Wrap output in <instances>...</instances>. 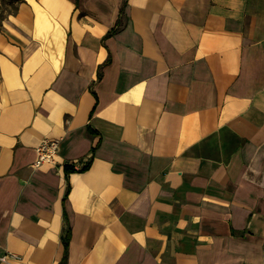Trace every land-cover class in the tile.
<instances>
[{"label":"crops","instance_id":"1","mask_svg":"<svg viewBox=\"0 0 264 264\" xmlns=\"http://www.w3.org/2000/svg\"><path fill=\"white\" fill-rule=\"evenodd\" d=\"M69 226L67 264H264V0H21L2 21L0 253L23 259L0 264H59Z\"/></svg>","mask_w":264,"mask_h":264},{"label":"built area","instance_id":"2","mask_svg":"<svg viewBox=\"0 0 264 264\" xmlns=\"http://www.w3.org/2000/svg\"><path fill=\"white\" fill-rule=\"evenodd\" d=\"M60 142L54 138L44 137L42 138L36 147V160L34 162L35 167H39L44 163H53L57 158V154L59 151ZM70 164L73 166L81 165L80 161H73ZM84 164L83 166H85ZM0 258L8 263H12L13 261L22 260L23 257L15 252V251H5L0 253Z\"/></svg>","mask_w":264,"mask_h":264},{"label":"trees","instance_id":"3","mask_svg":"<svg viewBox=\"0 0 264 264\" xmlns=\"http://www.w3.org/2000/svg\"><path fill=\"white\" fill-rule=\"evenodd\" d=\"M0 27H1V23H0ZM114 31L115 30L109 32L108 35L113 33ZM87 166L88 165H85V166L81 167V169H77L72 164L67 163L65 165V170H67V173H69V172L85 169V168H87ZM70 236H71V227L69 226V229H68L66 235L64 236V240H63L65 242V251H64V255H63L64 257H63V259L61 260V262L59 264H67V262H68V257H69L68 256V249H69V244H70V241H69L70 240Z\"/></svg>","mask_w":264,"mask_h":264},{"label":"rangeland","instance_id":"4","mask_svg":"<svg viewBox=\"0 0 264 264\" xmlns=\"http://www.w3.org/2000/svg\"><path fill=\"white\" fill-rule=\"evenodd\" d=\"M21 0H0V23L10 14L16 11Z\"/></svg>","mask_w":264,"mask_h":264}]
</instances>
